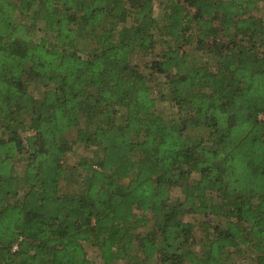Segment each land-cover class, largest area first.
<instances>
[{"label":"trees","instance_id":"trees-1","mask_svg":"<svg viewBox=\"0 0 264 264\" xmlns=\"http://www.w3.org/2000/svg\"><path fill=\"white\" fill-rule=\"evenodd\" d=\"M157 1L0 0V264H264V0Z\"/></svg>","mask_w":264,"mask_h":264},{"label":"rangeland","instance_id":"rangeland-1","mask_svg":"<svg viewBox=\"0 0 264 264\" xmlns=\"http://www.w3.org/2000/svg\"><path fill=\"white\" fill-rule=\"evenodd\" d=\"M162 0H159L155 3L154 5V12L155 15L160 16L162 13V9L160 7V3ZM260 8H259V14L264 15V1L260 2ZM40 31H34L32 30L33 34L35 37H38L41 35L42 31L39 28ZM43 34V33H42ZM162 46H160V43L157 45V48L155 49L154 52H152L149 55H142L140 52H134L130 56V62L134 65H137L138 68L144 72L145 74H150V71L146 67V64L151 60L152 57H155L158 53L162 51ZM90 48H88L87 52L89 51ZM154 76V80L151 82V87L153 90L154 95L157 97V105H156V111L162 115L163 118H165L166 121H169L171 119H177L178 121L181 120L184 115L179 112V110H176L175 107L172 106L171 102L165 98V95H163L164 91V76L162 75H156V73L152 72L151 73ZM35 92H38L37 89H34ZM75 135V130H70L64 136L62 137L64 142H69L70 144L72 143V139L74 138ZM86 153V150L82 146H77V145H72V148L69 152L66 153L65 156V162H66V167L68 169H71L72 165L75 163L76 158L82 154ZM20 167L22 164H19ZM17 171H18V166H17ZM182 219L189 221L195 225V233H194V238H193V247L195 249H198L199 242L204 235L206 228H203L202 223L203 222H210V223H215L214 221H218V219H212L210 216H205L204 214H191V213H185L182 215ZM86 250V255L88 258L92 260L94 264H102V261L98 255L97 248L92 246L91 243H84L83 244ZM116 264H123V263H116Z\"/></svg>","mask_w":264,"mask_h":264},{"label":"crops","instance_id":"crops-1","mask_svg":"<svg viewBox=\"0 0 264 264\" xmlns=\"http://www.w3.org/2000/svg\"><path fill=\"white\" fill-rule=\"evenodd\" d=\"M262 2V1H261ZM260 4V3H259ZM259 8H260V5H259Z\"/></svg>","mask_w":264,"mask_h":264}]
</instances>
